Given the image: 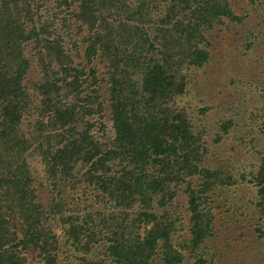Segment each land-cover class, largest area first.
<instances>
[{"label": "trees", "instance_id": "obj_1", "mask_svg": "<svg viewBox=\"0 0 264 264\" xmlns=\"http://www.w3.org/2000/svg\"><path fill=\"white\" fill-rule=\"evenodd\" d=\"M50 2L0 0V264H26L36 251L45 264H181L182 250L213 264L200 252L213 237L208 193L238 179L204 166V127L185 96L192 69L210 60L205 32L238 20L229 0H73L78 14L45 17ZM73 19L86 61L109 66L105 94L56 38L71 36ZM35 61L38 81L27 76ZM104 107L114 137L102 145L92 130L109 131L93 118ZM231 125L224 117L222 133ZM251 178L264 212V155ZM182 185L183 242L172 214Z\"/></svg>", "mask_w": 264, "mask_h": 264}, {"label": "rangeland", "instance_id": "obj_2", "mask_svg": "<svg viewBox=\"0 0 264 264\" xmlns=\"http://www.w3.org/2000/svg\"><path fill=\"white\" fill-rule=\"evenodd\" d=\"M229 3L238 20H224L205 32L210 60L203 67L192 69L185 96L186 106L195 114L198 125L204 127L208 145L204 166L226 174L230 172L238 179L234 185L217 183L208 193L209 201L205 206L214 215L213 237L200 252H207L213 264H264V212L256 206L260 198L251 180V173L257 171L264 155V0H229ZM50 9L78 14V4L73 0H51L41 8L40 14L50 16L53 13ZM70 24L71 36L57 35L56 38H64L65 51L75 64H80V69H86L87 76L92 78L90 72L95 71L97 85L94 89L100 95L105 94L109 88L105 73L109 66L103 63L101 56H97L100 58L93 60V64L86 61L87 45H83L81 35L75 38L76 21L70 20ZM37 64L35 61L31 67L35 69L28 73V79L38 81ZM197 106L206 109V114H198ZM224 117L234 127L229 135L223 134L220 127ZM93 118L104 120L109 130L103 134L92 130L95 139L102 145L110 143L109 138L114 137V133L108 109L104 107L101 115ZM234 122L243 123L245 127L238 129ZM28 161L41 171L39 160ZM79 187L78 193L84 188L83 183ZM38 196L40 203L50 199L47 191H40ZM84 198L92 200L87 192ZM101 205L95 204L92 211L100 210ZM172 214L179 221L174 240L183 242L182 238H189L190 227L185 185L177 191ZM181 253V264H196V253L188 250ZM25 257L26 264H45L37 251Z\"/></svg>", "mask_w": 264, "mask_h": 264}]
</instances>
